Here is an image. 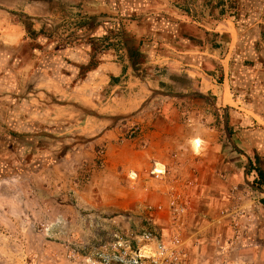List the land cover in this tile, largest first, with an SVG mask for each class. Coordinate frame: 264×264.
I'll list each match as a JSON object with an SVG mask.
<instances>
[{"label": "rangeland", "instance_id": "1", "mask_svg": "<svg viewBox=\"0 0 264 264\" xmlns=\"http://www.w3.org/2000/svg\"><path fill=\"white\" fill-rule=\"evenodd\" d=\"M17 1L19 0H0V4ZM43 1L46 3L50 1L51 9L56 7L53 0ZM108 1L82 0L81 4L88 12L85 22L96 18L100 24L106 21L112 23L114 19L125 20L129 15L138 16L142 27L146 26L145 28L158 32L161 43L155 49L156 54H168L169 49L166 45L179 52L182 50L189 52L186 61L194 66L186 69L201 72V80L204 81L206 90L210 87L209 81L213 79L221 85L224 84L227 72L225 84L233 87V96L238 100L237 104L233 105L238 109L226 112L221 108L224 106L223 101L218 102L209 91L200 97L198 93L201 80L198 77L191 79L182 70L181 73L174 71L172 75V78H176L178 89L166 88L155 91L150 87V90H144L148 97L147 102L154 103L150 107L149 103H146L144 105L146 109L140 116L136 115L134 118L129 111L138 104L131 99L132 96L122 94L121 91L99 106H88L94 110L95 115H98L89 117L82 110L51 106L52 101L47 104L38 101L36 97L28 99L20 88L15 87L16 84H13L12 88L10 86L0 88V264H82L68 259L67 246L88 241L94 232L90 234L85 229L90 227L89 223H83L85 227L80 224L86 214L84 210L82 219H76L77 210L72 203L79 204L80 194L92 189V181L100 184L104 182L106 195L114 194L112 188L107 187L110 183L108 178L112 176L116 178H111L112 183L117 180L126 182L120 197L119 209L117 208V213L122 215L119 218L122 222L129 223V228L134 230L137 226L135 214L141 211L142 207L148 205L162 207L163 210L158 217L162 220L159 221L160 225L158 224L159 233L166 238L173 236L169 203L156 205L148 201L133 200L131 193L138 190V186L128 178L129 172L133 170L129 166H121L119 174L111 173L108 167L110 153L108 144L104 142L86 146L88 141L96 137V132H100V128L103 131L106 129L119 131L124 137L136 132L137 139L154 130L155 121L162 116H168L172 121L178 115L182 118L183 129L197 134L195 143L200 150L197 153L198 160L204 157L201 151L206 139L209 144L219 143L222 148L220 157L215 155L206 161L225 163L236 159L227 134L228 114L230 124L233 122V125H230V132L234 134L236 127L239 134H248L247 140L250 144L259 145L264 153V127L258 128L252 121V118H256L260 126H264V119L255 115L252 109L254 104L262 106V111L264 108V37L262 38L260 29L264 26V0H111L115 4L112 5L114 8L108 6ZM70 2L73 4L78 0H60L58 4L61 11H71ZM135 8L140 11H133ZM223 11L225 12L221 15ZM54 19L50 18L52 23L56 22ZM70 24L73 23L56 24L58 31L66 38L65 44L60 42L57 44L59 49H67V40L78 29V26ZM204 31L228 34L231 42L220 50H213L210 46L198 49L188 47L189 41L181 36L193 34L203 38ZM91 33L93 32L90 29H83L78 35L88 37L84 43L91 46V52L97 57L99 53L106 51V45L93 41L95 39ZM169 36H173L174 43L168 41ZM43 37L48 39L45 46L35 41L37 44L35 48L28 43L21 54L26 55L40 48L41 51L48 49V44L55 40V35L45 32ZM231 63L235 68L233 81ZM218 65L224 68V78L222 72L215 68ZM177 66L173 70H179ZM162 68H165V65H162ZM204 68L215 73L210 75ZM222 89L223 87L220 92ZM160 93L187 98L164 97L159 95ZM123 95L126 97L123 98ZM236 112L248 116L249 121L245 124L236 119L235 116L239 118ZM126 143L120 142L121 145ZM252 146L247 144L243 148L250 152ZM216 173L217 179L226 180L224 178L227 175ZM249 180L255 182V175L251 174ZM246 189V193L250 194L251 190ZM235 190L239 192L242 189L236 186ZM110 205L115 208V204ZM188 206L187 223L196 209L195 204L189 201ZM230 206L222 208L221 211L229 215ZM239 206L237 204L235 207ZM60 219H64L66 225L63 230L57 231L54 225ZM245 226L246 223H242L238 230ZM109 232L107 231V234ZM182 235L188 242L196 243V235L186 234L184 231ZM231 253L233 255L225 254H228L226 261H236L239 258L237 256L240 255L239 251Z\"/></svg>", "mask_w": 264, "mask_h": 264}, {"label": "crops", "instance_id": "2", "mask_svg": "<svg viewBox=\"0 0 264 264\" xmlns=\"http://www.w3.org/2000/svg\"><path fill=\"white\" fill-rule=\"evenodd\" d=\"M78 2L73 4L70 2L69 6L72 9L65 12L60 9L58 4L60 0H53V5L56 4L54 9H51L50 1L46 3L43 0H19L15 3L0 4V88L6 86L12 88L13 84H16L15 87L20 88L28 99L36 97L38 101L47 104L52 101L51 106L82 110L89 117H98V115H95L94 110L89 109L88 106H99L121 91L122 94L132 96L131 99L138 104L129 111L134 118L142 114L146 109L144 108L146 103H149L148 107L154 103L147 102L148 97L144 94V90H150V87L155 91L166 88L178 89V85L172 81L174 71L178 73L185 71L191 79L196 77L202 79L201 72L186 69L194 66L186 61L189 56L188 51L179 52L166 45L169 49L168 54H156L155 49L161 43L158 32L147 29L146 26L142 27L141 21L137 19L138 16L129 15L125 20L114 19L111 20L112 23L106 21L100 24L99 19L96 18L85 22L88 12L81 4L82 0ZM107 3L108 6L115 5L111 0ZM133 11L140 10L135 8ZM50 18H55L56 22L52 23ZM26 22H31L37 32L45 30L55 35V40L48 44V49L41 51L40 48L26 55L21 54L24 46L32 42L28 36ZM70 22L73 23L70 25L78 26V29L67 40V49H59L57 44L59 42L65 44L66 38L61 35V31H58L56 24L67 25ZM83 29H90L93 32L91 36L95 39L93 41L106 45V51L96 57L91 52V46L84 43L88 37L78 35ZM36 41L43 46L48 43V39L43 36ZM162 65H165V68H162ZM176 66L179 70H173ZM225 75L224 84L221 85L213 79L209 81L210 87L207 90L203 85L204 81L201 80L198 95L201 97L208 91L211 92L218 102L223 101L224 106L221 108L228 112L238 109L233 105H236L238 100L233 96L231 86L225 84L227 72ZM159 95L177 99L187 98L164 93ZM252 109L255 115L264 119L262 106L254 104ZM238 115L239 118L237 116L235 118L245 124L250 119L246 115ZM229 118L227 114V134L232 142L236 159L225 163L206 161L207 158L215 155L220 157L222 148L219 143L209 144L204 137L206 144L201 151L202 154L204 153L202 158L204 161L198 160L197 153L200 150L195 143L197 134L185 131L182 118L178 115L172 121L168 116H162L155 121L154 130L136 140L127 141L125 145L120 144L124 137L122 133L108 129L103 131L102 128L86 145L90 147L104 142L108 144L110 147L108 167L111 173L119 174L121 166H129L139 173L141 180L137 185L138 190L131 193L133 200L162 205L169 203L170 193L175 192L195 204V212L190 215V220L184 229L186 234H194L197 238L196 243L188 242L191 264H264V187H259L254 181L249 180L252 162L255 161L256 156L264 162V153L259 145L250 144L247 140L248 134H239L236 127L232 134L230 125H233V122L231 121L230 124ZM252 121L258 128L264 127L260 126L256 118H252ZM247 144L253 148L250 152L243 148ZM154 162H163L169 167L170 176L167 181L158 182L151 179L149 171ZM216 172L227 175L224 178L226 180L217 179ZM111 178L115 177L108 178L110 183L107 187H111L114 193L111 196L106 195L104 182L100 184L92 181V189L80 194L79 204L72 203L77 210V220H81L83 210L84 212L87 210L90 211L92 218L100 216L112 223L120 222L126 228L130 227L129 223L119 219L122 215L117 213L126 182L117 180L112 183ZM236 186L242 190L234 191ZM246 188L251 190L250 194L246 193ZM110 204H115V208ZM237 204L244 211L241 222L246 223L249 230L247 236H241L239 239L232 227V214ZM227 206H230L229 215L221 211ZM160 219L157 218V227L159 221H162ZM80 224L83 225V222ZM85 229L90 234L94 232L92 227ZM92 238L93 234L89 240ZM235 250L240 252V255H237L239 258L236 261H226L228 254H225L233 255L231 252Z\"/></svg>", "mask_w": 264, "mask_h": 264}, {"label": "built area", "instance_id": "3", "mask_svg": "<svg viewBox=\"0 0 264 264\" xmlns=\"http://www.w3.org/2000/svg\"><path fill=\"white\" fill-rule=\"evenodd\" d=\"M135 133L123 137L121 142L136 140ZM149 176L155 181L165 182L170 176L169 167L163 162H154ZM128 178L134 185H138L141 180L136 171L129 172ZM234 209L232 227L239 239L241 236H247L249 230L248 226L238 230L243 223L241 217L244 211L240 206ZM162 210V207L149 205L142 207V210L135 214L137 226L134 230L123 227L120 222L112 223L100 216L92 218V215L85 211L83 223L90 224L94 230L93 238L67 246L68 259L82 264H191L188 241L182 235L189 215L187 199L175 192L169 195V215L174 229L171 237L166 238L159 233L157 218ZM65 225L64 219H60L54 229L63 230ZM107 231L110 232L107 234Z\"/></svg>", "mask_w": 264, "mask_h": 264}, {"label": "trees", "instance_id": "4", "mask_svg": "<svg viewBox=\"0 0 264 264\" xmlns=\"http://www.w3.org/2000/svg\"><path fill=\"white\" fill-rule=\"evenodd\" d=\"M224 12L225 11H223L221 15H223ZM26 28L28 31L29 39L32 41L30 45H34V47L36 48L37 44H35V41L40 36H44L45 32L44 30H41L40 32L35 31L34 25L31 22H26ZM260 29L262 30V35L261 34L260 35L263 38L264 37V26L260 27ZM238 31L240 32L241 30L238 28ZM204 34L205 36L203 38L196 37L193 34H184L181 36L182 38L189 41L188 47L198 48V49H205L206 47L210 46L213 50H220V49H224V45H229L231 42V37L228 34L222 35L219 33H209L206 31H204ZM172 39H173V36L168 37V41L170 43H174ZM248 65H253V63H248ZM215 68L222 72V77L224 78V68L221 65H218ZM204 69L210 75H213L215 73L211 69H208V68H204ZM230 69H231V78L233 81L234 73H235V68H234L233 63H231ZM172 81L176 82V78L173 77ZM232 92L234 93L233 87H232ZM250 173L252 175H255L256 177L255 184L258 185L259 187H264V162L260 159L259 156H256L255 161L252 162Z\"/></svg>", "mask_w": 264, "mask_h": 264}]
</instances>
